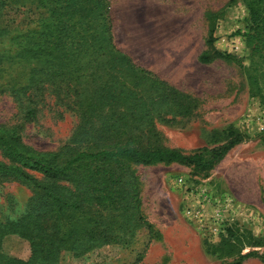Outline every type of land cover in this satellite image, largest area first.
I'll list each match as a JSON object with an SVG mask.
<instances>
[{"label":"trees","instance_id":"trees-1","mask_svg":"<svg viewBox=\"0 0 264 264\" xmlns=\"http://www.w3.org/2000/svg\"><path fill=\"white\" fill-rule=\"evenodd\" d=\"M238 1L247 8L249 64L239 61L253 95L264 99V0L231 3ZM15 7L29 18L23 26L2 25L4 11ZM5 37L0 89L16 99L23 123L37 119L46 97L79 122L69 140L51 151L28 145L23 124H0V183L16 181L33 191L26 214L0 216V264H60L65 252L80 257L108 244H128L142 228L156 236L143 211L135 166L178 164L206 173L244 141L243 132L229 126L225 141L214 147L186 153L161 143L156 123L190 116L196 98L117 46L109 0H0V42ZM213 59L208 50L199 56L202 63ZM105 212L115 214L105 218ZM227 233L213 247L231 252L241 244L264 246L248 232L229 227ZM10 234L29 242L27 259L4 252ZM249 257L264 263V253L251 250L226 264Z\"/></svg>","mask_w":264,"mask_h":264},{"label":"rangeland","instance_id":"rangeland-1","mask_svg":"<svg viewBox=\"0 0 264 264\" xmlns=\"http://www.w3.org/2000/svg\"><path fill=\"white\" fill-rule=\"evenodd\" d=\"M109 1L117 46L138 65L196 98L190 116L156 123L161 143L190 153L222 144L229 126L245 138L206 173L178 164L135 166L143 211L157 235L142 228L128 244H108L80 257L65 252L60 264H226L239 260L240 251L264 253L263 245L241 244L231 252L213 247L228 237L229 227L264 240V99L253 95L242 67L249 64L246 6L231 0ZM3 15L2 25L10 27L23 26L29 18L20 7ZM239 38L243 49L238 52L232 46ZM5 47L8 37L0 42ZM205 50L214 58L209 63L199 60ZM22 115L16 99L0 89V124H23L24 141L37 150H56L79 122L52 97L40 103L35 121L23 123ZM180 177L182 185L177 183ZM32 195L23 183H0L3 220L26 214ZM188 207L196 208L200 217L189 218ZM113 214L105 212L104 217ZM3 250L22 259L31 254L29 242L12 234L4 237ZM242 264L264 263L249 257Z\"/></svg>","mask_w":264,"mask_h":264},{"label":"built area","instance_id":"built-area-1","mask_svg":"<svg viewBox=\"0 0 264 264\" xmlns=\"http://www.w3.org/2000/svg\"><path fill=\"white\" fill-rule=\"evenodd\" d=\"M242 39L239 38V39H236L233 41V48L235 49V51H241L243 48V43H242ZM177 183L182 185L184 183V180H183V177H180L177 179ZM193 193V192H192ZM186 214L189 218H199L200 217V214L198 213V211L196 210V208H191V207H188L186 208Z\"/></svg>","mask_w":264,"mask_h":264}]
</instances>
